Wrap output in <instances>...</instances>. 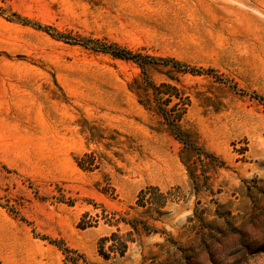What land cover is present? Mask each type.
<instances>
[{
	"label": "rangeland",
	"instance_id": "374dc122",
	"mask_svg": "<svg viewBox=\"0 0 264 264\" xmlns=\"http://www.w3.org/2000/svg\"><path fill=\"white\" fill-rule=\"evenodd\" d=\"M0 264H264V0H0Z\"/></svg>",
	"mask_w": 264,
	"mask_h": 264
},
{
	"label": "trees",
	"instance_id": "16d2710c",
	"mask_svg": "<svg viewBox=\"0 0 264 264\" xmlns=\"http://www.w3.org/2000/svg\"><path fill=\"white\" fill-rule=\"evenodd\" d=\"M114 56H116V57H120V58H126V59H129V58H133L135 55H132L131 53H128V52H125V51H121V52H119V53H116V54H114ZM163 62H166V63H168V62H172L173 64H174V66H176L177 68H185L184 67V65L183 64H181L180 62H178V61H173L172 59L170 60V59H166V60H164ZM170 120V119H169ZM171 125V127H172V129L176 132V133H180V131H181V128H180V126L176 123V122H174L173 121V123H171L170 124ZM184 144H185V142H184ZM150 190H152V191H155V190H158L157 188H148L146 191L145 190H141V192H140V196L142 197V196H144L145 195V193L147 192V191H150ZM141 199V198H140ZM141 203V206H144V204L145 203H143V202H140ZM164 206V203H162V204H160L159 205V207H163Z\"/></svg>",
	"mask_w": 264,
	"mask_h": 264
}]
</instances>
